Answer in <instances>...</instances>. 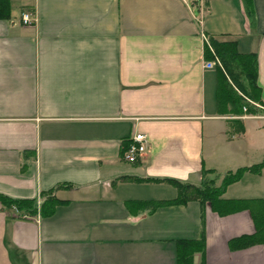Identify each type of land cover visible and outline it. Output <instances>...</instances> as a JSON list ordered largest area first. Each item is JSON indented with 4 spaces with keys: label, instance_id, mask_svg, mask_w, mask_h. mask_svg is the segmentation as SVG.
<instances>
[{
    "label": "crops",
    "instance_id": "obj_1",
    "mask_svg": "<svg viewBox=\"0 0 264 264\" xmlns=\"http://www.w3.org/2000/svg\"><path fill=\"white\" fill-rule=\"evenodd\" d=\"M9 0L0 19V195L61 203L19 216L0 203V264H177L179 240L204 232L194 264H264L248 210L219 215L173 200V181L246 170L227 200L264 199V113H223L208 37L256 55L264 104V0ZM30 13L31 24L21 15ZM211 63L212 68H205ZM218 65V64H217ZM146 149L124 159L134 134ZM202 211V214H201Z\"/></svg>",
    "mask_w": 264,
    "mask_h": 264
},
{
    "label": "trees",
    "instance_id": "obj_2",
    "mask_svg": "<svg viewBox=\"0 0 264 264\" xmlns=\"http://www.w3.org/2000/svg\"><path fill=\"white\" fill-rule=\"evenodd\" d=\"M241 1L250 24H253L252 1ZM9 16V0H0V19L7 20ZM204 57L207 61L216 58L219 62V66L216 65L215 67L217 72L216 97L218 106L223 113L242 114V107L245 108L247 114H256L259 111L256 106L243 102L239 94L262 106L261 112L264 113V104L260 99V89L256 83L257 62L254 53L239 52L234 40L218 41L213 37H208V44L204 48ZM262 165L261 163L251 168L239 169L233 173L228 172L223 176L219 185L216 184L217 179H219L217 174L210 170H203L202 180L198 186L173 181L178 192L173 200L128 202L126 206L129 209L140 206L141 210L147 209L151 212L163 205H182L189 200H196L200 204L201 210L208 203L214 212L222 216L240 210H248L255 227L254 233L229 240L228 248L239 250L264 244V199L227 200L222 198L229 184L239 180L246 170L258 173ZM0 203L4 208H13L19 216H35L38 212L41 215L52 214L55 206L61 202L53 197H48L37 206L34 199H11L0 195ZM176 246L177 264H194V255H202L204 252L203 230H200L197 239L179 240L176 242Z\"/></svg>",
    "mask_w": 264,
    "mask_h": 264
},
{
    "label": "built area",
    "instance_id": "obj_3",
    "mask_svg": "<svg viewBox=\"0 0 264 264\" xmlns=\"http://www.w3.org/2000/svg\"><path fill=\"white\" fill-rule=\"evenodd\" d=\"M21 21L23 24H31L34 21V17L30 13H23L21 15ZM211 63H206L205 68H212ZM245 110V109H244ZM146 149V137L144 134H134L130 143L124 152V159L128 162H135L136 158L144 153Z\"/></svg>",
    "mask_w": 264,
    "mask_h": 264
},
{
    "label": "rangeland",
    "instance_id": "obj_4",
    "mask_svg": "<svg viewBox=\"0 0 264 264\" xmlns=\"http://www.w3.org/2000/svg\"><path fill=\"white\" fill-rule=\"evenodd\" d=\"M217 64H218V66H219V63H217ZM217 64H216V65H217ZM239 96H240V98L242 99L243 102L248 103L249 105H253V106H255V105H254L255 103H253L252 101H250V100H249L248 98H246L245 96L242 97L241 94H239ZM243 104H244V103H243ZM244 107H246V106H244ZM244 109H245V108H244ZM244 109H243V107H242V110H241V111H242V114L245 113V110H244ZM246 114H247V113H246ZM217 181H218V179H217Z\"/></svg>",
    "mask_w": 264,
    "mask_h": 264
}]
</instances>
